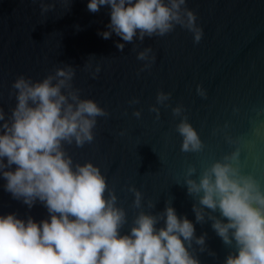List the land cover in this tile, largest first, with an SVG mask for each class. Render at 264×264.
Returning a JSON list of instances; mask_svg holds the SVG:
<instances>
[{"label":"water","instance_id":"water-1","mask_svg":"<svg viewBox=\"0 0 264 264\" xmlns=\"http://www.w3.org/2000/svg\"><path fill=\"white\" fill-rule=\"evenodd\" d=\"M88 3H56L54 10L42 15L38 0H0V106L6 118L16 103L10 92L18 76L35 81L64 64L76 67L73 86L109 115L97 118L91 144L65 148L74 162L98 165L109 188L115 190L117 204L128 216L120 234H130L140 211L128 191L134 185L143 193L145 211L161 213L171 200L178 217L186 216L194 224L197 237L207 234L205 251L193 244L200 264H224L233 249L224 245L212 221H196L195 197L188 195L183 183L189 165L196 166L198 176L238 147L241 170L264 185V0H188L203 29L199 43L193 42L191 32L177 26L164 37L137 41L135 51L133 44H126L123 52L116 47L123 40L115 33L109 39L98 34L108 30L110 6L92 13ZM147 46L156 59L150 70L140 71L144 62L137 59V52ZM96 65L100 72L93 78ZM198 85L206 90V98L197 94ZM161 90L170 92L171 98L167 106L157 105V119L150 107ZM133 98L139 103L130 104ZM177 104L184 106V114L204 142L202 151H181L182 137L176 132L180 117L172 114ZM137 109L140 118L133 115ZM6 183L0 173V215L13 213L25 222L29 217L37 223L50 221L43 203L37 200L29 208L5 190ZM149 200L155 202L153 209L147 207ZM163 226L164 220L156 225Z\"/></svg>","mask_w":264,"mask_h":264},{"label":"clouds","instance_id":"clouds-1","mask_svg":"<svg viewBox=\"0 0 264 264\" xmlns=\"http://www.w3.org/2000/svg\"><path fill=\"white\" fill-rule=\"evenodd\" d=\"M38 2L43 15L54 10L56 3L71 4L72 0ZM187 4L188 0H89L87 8L96 13L101 6H110L108 30L98 34L109 39L115 33L123 40L116 43L123 52L126 44H133L135 51L137 41L142 44L146 37H164L177 26L191 32L193 42L199 43L203 29ZM137 59L144 62L140 71H145L156 57L147 46L137 52ZM85 68L91 69V64L85 63ZM99 72L96 65L92 77ZM75 74L76 67L64 64L40 80L20 75L12 84L10 96H15L16 103L7 118L0 106V173L7 181L5 190L29 208L39 200L51 216L50 221L37 223L31 217L25 222L13 213L0 215V264H200L193 244L205 251L207 234L197 237L194 224L186 216L178 217L171 200L161 213L145 211L143 193L134 185L128 191L140 211L130 234H120L128 216L118 206L115 190L109 188L98 165L74 162L65 148L91 144L97 118L109 115L96 100L81 97L73 86ZM196 91L206 98L203 86L198 85ZM170 98V92H157L156 104L150 107L157 119V105L167 106ZM184 113L182 104L172 108L173 116L180 117L176 132L182 137L181 151L200 152L204 142ZM133 115L140 118L141 111ZM227 139L234 143L231 137ZM239 159L237 147L198 176L196 166L189 165L183 184L188 195L195 197L196 221H212L224 245L233 249L224 264H264V185L241 170ZM13 164L15 171L5 170ZM147 207L153 209L155 202L149 200ZM161 220L165 226L157 228Z\"/></svg>","mask_w":264,"mask_h":264}]
</instances>
